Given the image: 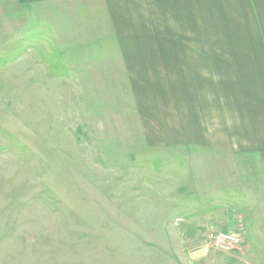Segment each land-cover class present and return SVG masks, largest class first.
I'll use <instances>...</instances> for the list:
<instances>
[{"label": "rangeland", "instance_id": "374dc122", "mask_svg": "<svg viewBox=\"0 0 264 264\" xmlns=\"http://www.w3.org/2000/svg\"><path fill=\"white\" fill-rule=\"evenodd\" d=\"M149 7L0 0V264H264V79L166 70L207 32Z\"/></svg>", "mask_w": 264, "mask_h": 264}, {"label": "crops", "instance_id": "0c3cea01", "mask_svg": "<svg viewBox=\"0 0 264 264\" xmlns=\"http://www.w3.org/2000/svg\"><path fill=\"white\" fill-rule=\"evenodd\" d=\"M149 3V17L156 25L154 30L207 32V40H197L198 49L195 48L197 50L191 53L185 50L182 55H177L166 44H160L159 47L149 45L154 60L166 64L163 67L166 70L169 62L196 63L194 66L188 65L187 69L194 72L200 70L198 72L205 76L207 73H210L209 76L216 73V79L223 78L224 82L228 79L229 86L220 83L223 85L222 94L225 87L232 89L228 90V98L233 88L237 89L232 78L238 73L254 81L264 79V0H149ZM205 62L213 63L211 72L205 69ZM203 83L205 86L206 82ZM253 89L264 94V84L254 85ZM241 92L247 93V90L241 89ZM177 93L166 90L164 94L168 95L167 98H173V104L181 106ZM249 107L252 108V104ZM226 119L230 120V117L227 115ZM170 121V126H178L176 120ZM193 124L199 125L197 122ZM193 124L191 121L180 123L181 126ZM147 125L154 126V122L149 121ZM235 186L232 187L234 191Z\"/></svg>", "mask_w": 264, "mask_h": 264}]
</instances>
